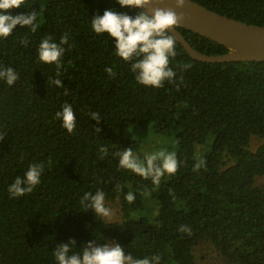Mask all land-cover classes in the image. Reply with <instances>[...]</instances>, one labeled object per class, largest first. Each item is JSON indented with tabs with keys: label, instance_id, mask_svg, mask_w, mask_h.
<instances>
[{
	"label": "trees",
	"instance_id": "trees-1",
	"mask_svg": "<svg viewBox=\"0 0 264 264\" xmlns=\"http://www.w3.org/2000/svg\"><path fill=\"white\" fill-rule=\"evenodd\" d=\"M191 1L264 27V0ZM107 9L133 17L141 11L118 0H24L11 10L36 11L38 28L17 25L0 38V70L18 74L11 86L0 79V264H57L53 251L70 240L73 252L90 241L114 242L134 259L159 256L160 264H198L194 248L209 243L228 264H264V189L255 185L264 176V62H198L176 41L169 64L176 76L159 88L143 86L115 55V39L92 31L91 20ZM176 29L197 52H228ZM65 34L57 76L37 49L44 38L59 44ZM65 104L76 115L72 133L56 117ZM140 130L168 137L175 150L178 169L159 184L119 167L115 154L136 153ZM253 137L263 142L252 151ZM32 164L43 166L40 183L12 197L9 186ZM97 191L118 201L120 220L106 222L81 205L85 193Z\"/></svg>",
	"mask_w": 264,
	"mask_h": 264
},
{
	"label": "clouds",
	"instance_id": "clouds-1",
	"mask_svg": "<svg viewBox=\"0 0 264 264\" xmlns=\"http://www.w3.org/2000/svg\"><path fill=\"white\" fill-rule=\"evenodd\" d=\"M151 2L152 0H118L121 7L148 8V10L140 11L133 17L107 9L102 16L97 15L91 20V28L98 35L107 33L110 39H115L114 53L130 63V70L135 73L137 83L146 87L159 88L163 86L164 81H171L176 76L175 71L169 66L170 58L177 55L176 39L169 34L168 30L177 27L183 21L184 15L183 12L178 14L173 8L149 7ZM185 2L186 0H175V8L182 9ZM22 5H24V0H0V38L10 36L17 25L28 26L32 33L37 31L36 11L16 16L10 14L11 10L20 8ZM68 40L67 34L60 38L59 44L52 42L51 37H46L37 49L40 62L56 65L57 76L60 74L61 57L65 51L62 45L68 44ZM21 43L26 47L28 45L26 39ZM188 68L190 65H184L185 70ZM105 71L115 76L112 68H107ZM0 79L5 80L11 86L17 81L18 74L12 68H6L0 70ZM51 83L57 87L64 86L60 79L52 80ZM56 117L62 121V127L68 133L75 130L76 115L71 105H63L62 111L57 112ZM91 119L99 122L100 115L92 113ZM96 131L98 133L100 129L97 128ZM102 151L107 153V148H103ZM115 155L119 158L121 169L130 170L144 179H151L153 184H159L165 174L173 175L178 169L176 154L166 150L146 155L143 160L134 156L130 147ZM202 163V161L197 163L195 168H200ZM42 171V165H30L24 176H18L9 186L10 195L19 198L31 193L40 183ZM125 200L129 204L133 203L134 194L127 193ZM81 205L88 211L91 210L96 217L100 216L110 220L113 215L112 210L105 207V195L101 191L95 194L85 193L81 199ZM179 230L182 233L191 234L187 226H181ZM75 243V240H70L67 244L56 246L53 256L57 264H160L159 256L134 259L132 255L125 254L121 245L114 242L97 244L95 241H90L84 244L82 252H73Z\"/></svg>",
	"mask_w": 264,
	"mask_h": 264
},
{
	"label": "water",
	"instance_id": "water-1",
	"mask_svg": "<svg viewBox=\"0 0 264 264\" xmlns=\"http://www.w3.org/2000/svg\"><path fill=\"white\" fill-rule=\"evenodd\" d=\"M149 7L173 8L178 14L183 12V21L174 29H169L168 32L195 61L208 64L264 62V27L227 18L191 0H186L182 9L175 8V0H152ZM139 10L147 11L148 8ZM176 28L209 39L225 47L228 52L217 56L197 52Z\"/></svg>",
	"mask_w": 264,
	"mask_h": 264
},
{
	"label": "rangeland",
	"instance_id": "rangeland-1",
	"mask_svg": "<svg viewBox=\"0 0 264 264\" xmlns=\"http://www.w3.org/2000/svg\"><path fill=\"white\" fill-rule=\"evenodd\" d=\"M139 130V129H137ZM141 135L136 134V140L140 144V149L134 153L138 159L143 160L146 155L158 152L160 150H166L168 152H174V148H170V140L168 137L161 136L154 133L152 130H140ZM263 140L253 137L250 141L251 150H255ZM255 185L261 189H264V176L257 178ZM105 207L112 210L113 215L111 219L104 218L106 222H115L120 220V206L117 200L108 201L105 200ZM195 260L198 264H228L226 259L222 257L216 249L209 243H202L194 248Z\"/></svg>",
	"mask_w": 264,
	"mask_h": 264
}]
</instances>
